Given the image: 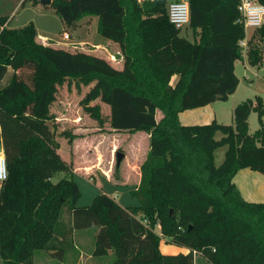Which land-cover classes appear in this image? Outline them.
Instances as JSON below:
<instances>
[{
	"label": "trees",
	"instance_id": "trees-1",
	"mask_svg": "<svg viewBox=\"0 0 264 264\" xmlns=\"http://www.w3.org/2000/svg\"><path fill=\"white\" fill-rule=\"evenodd\" d=\"M51 1L68 28L96 17V33L118 45L122 66L37 42L32 24L10 28L8 15L0 16V145L7 168L0 183V264H33L40 250L61 259L74 232L90 228L91 257L113 251L111 264H194V251L210 264H264V197L246 201L234 182L242 169L264 176L260 99L238 103L233 125H183L178 118L236 91L234 62L245 38L239 0H186L193 41L169 22L170 0ZM245 55L251 66L262 63L264 25L253 30ZM65 82L93 83L83 104L99 126L98 109L87 108L95 99L109 107L111 129L149 135L139 184L129 191L136 205L120 206L101 193L77 206L81 192L57 153L51 124L50 106ZM251 113L259 124L253 133ZM221 147L226 150L217 165L214 153ZM58 173L65 177L52 182ZM162 238L186 251L163 254Z\"/></svg>",
	"mask_w": 264,
	"mask_h": 264
},
{
	"label": "rangeland",
	"instance_id": "rangeland-1",
	"mask_svg": "<svg viewBox=\"0 0 264 264\" xmlns=\"http://www.w3.org/2000/svg\"><path fill=\"white\" fill-rule=\"evenodd\" d=\"M23 2L24 5L21 6ZM2 15L10 16L7 20L10 28H21L25 25L32 24L36 30L37 36H41L37 37L36 41L46 45L53 44L57 46L56 43L58 42L64 44L58 47L62 46L69 51H83L106 58V51L109 50L113 52V59L110 58L109 62L114 67H121L122 58L120 54H115V51H119L118 46L112 45L111 41L104 40L96 33V17L89 18L86 21V17H84L77 22L79 26L77 25L76 29L68 28L57 16L52 6H42L38 2L35 3L33 0H0V16ZM64 31H66L72 39L71 43L69 40L62 42L63 40L60 39ZM252 32L253 30L250 29V35H252ZM179 34L189 41H193V30L189 25L183 27ZM42 37L43 40L41 39ZM76 41H81L82 44H76ZM110 47L112 49H110ZM9 74L10 72L4 78V82L9 77ZM234 74L239 80L235 94L229 96L226 100H218L210 107H200L198 109L183 111V114L188 115V119L185 120L184 115H182L179 120L180 123L183 125H203L215 120L221 124L233 125L232 112L238 103L246 99H255L257 96L259 97V95L262 96L264 102V57L259 66H251L247 62L245 53H242L240 59L234 62ZM92 85L93 83L75 86L71 83V85L68 86L67 82H65L63 85L57 87L55 101L50 106V113L54 117L60 118V123L57 124L59 130L69 131L71 135L72 132H75L70 142H68L65 137L59 138V136H55V139L59 143L57 153L65 162L69 163L73 170L75 167L82 168V171H78L79 173L75 172V174H72V179L78 185L81 192L77 206L89 205L93 197L101 193H105L113 199L115 198L122 206L136 205V201L129 197L131 187L128 188L106 183L103 179L94 180L93 177L89 178L87 177L88 175L84 173L86 170L84 168L86 166H95L96 168L93 170L99 169L101 171H107L108 168L111 167V171L108 173L110 181H112L113 178L118 179L117 173L119 175V172L125 168V165L132 170L138 152L145 151V144L142 142L139 143L140 146L132 142V144L136 146L135 149H133L132 146H130L129 137L125 134H121L123 137L119 139L120 144L117 145H115L116 143L112 140L111 136L104 134L111 132L108 127L109 107L99 99L90 102L87 108L95 106L98 109L99 115L103 120V125L99 126L97 121L89 116V112L84 108L83 98ZM214 115H216V118H214ZM74 119L77 121H73ZM73 122H78V125L74 126ZM248 124V129L251 133L258 129L259 124L256 113L250 114ZM85 127L91 128L86 134L84 131H80L82 129L75 130V128ZM103 127L108 128V130H104ZM79 132L82 133L78 134ZM73 140H75L74 144L72 143ZM73 145H75V158L72 153ZM225 150L226 147L216 149L214 154L215 163L217 165L221 163ZM116 151L125 152L127 155L126 159L123 157L117 170H115ZM72 158H74V163L72 162ZM84 174L86 177L83 176ZM63 177H65L64 173H58L52 178V182L55 183ZM262 180H264L262 174L250 169L240 170L234 178V182L240 190L242 197L246 201L254 203L263 200L264 185L262 184ZM155 231L159 232V227H156ZM94 235L95 230L92 228L76 230L73 234V243L71 247L64 252L61 259H53L47 255L45 251L40 250L34 253L33 264H111L114 260L113 251H109L107 255L102 257H90L93 249ZM161 247L164 249V245ZM197 256L198 255H195L194 260ZM199 256L200 257L196 259L194 264H200V262H202V264H210L205 257L202 255Z\"/></svg>",
	"mask_w": 264,
	"mask_h": 264
},
{
	"label": "crops",
	"instance_id": "crops-1",
	"mask_svg": "<svg viewBox=\"0 0 264 264\" xmlns=\"http://www.w3.org/2000/svg\"><path fill=\"white\" fill-rule=\"evenodd\" d=\"M25 2V1H24ZM12 14V13H11ZM10 17V16H9ZM89 18H92V17H86L85 18V21L87 20V19H89ZM9 19V18H8ZM7 24H8V22H7ZM78 25V24H77ZM9 26V25H8ZM79 26V25H78ZM64 32H66V31H64ZM253 33V32H252ZM38 37H41V36H38ZM247 37H248V39L250 38V29H248V31H247ZM42 40H43V37L41 38ZM77 40V39H76ZM105 40V39H104ZM69 41H70V43H71V41H72V39L70 38L69 39ZM107 41H109V40H107ZM62 42H64V41H62ZM74 43V42H73ZM76 44H82V42L80 41H76L75 42ZM111 43V42H110ZM57 44V46H55V45H51V46H53V47H56V48H62V49H65V48H63L62 46H60V47H58L59 45H64V44H62V43H56ZM70 45V44H69ZM112 45H117V44H115V43H113L112 42ZM118 46V45H117ZM110 49H112L111 47H110ZM65 50H67V49H65ZM118 50H119V47H118ZM107 52V58L106 57H103L104 59H106L107 61H110V58L111 59H113V52H110L109 50H107L106 51ZM119 52V53H118ZM115 54H120V51H115ZM93 55H95V54H93ZM116 55V56H117ZM96 56H98V55H96ZM109 56V57H108ZM99 57H101V56H99ZM119 57V56H118ZM120 57H121V54H120ZM122 58V57H121ZM121 66H122V64H121ZM116 68H121V67H116ZM246 78V77H245ZM177 80V76H173L172 77V79H171V83L173 84L175 81ZM236 91H237V88H236ZM236 91L233 93V94H235L236 93ZM233 94H231V95H229V96H232ZM256 98H259L260 99V101H261V104H262V106L264 107V102H263V100H262V96L261 95H259V97L257 96ZM254 100V99H253ZM218 101V100H217ZM217 101H215V102H213V103H211V104H209V105H207V106H204V107H202V108H205V107H210V106H212V105H214ZM198 109V108H197ZM200 113H202V112H200ZM182 115H184V119L185 120H187L188 119V115H186V114H183V112H181V113H179V115H178V118H179V120L181 119V116ZM161 117V113L160 112H157V114H156V118L157 119H159ZM197 117V116H196ZM214 118H216V115H214ZM76 119V118H75ZM73 120V121H77V120ZM79 119V118H78ZM189 120H191V119H189ZM60 121V118H57V117H55V119H54V121H52L51 122V124H52V126L54 127V130H55V136H59V134L60 133H62V132H66L65 130H59L58 129V126H57V124L58 123H60L59 122ZM261 121H262V123H263V126H264V116L261 118ZM74 124V126L75 125H78L77 123L78 122H73ZM248 126H249V124H248ZM109 127V126H108ZM259 127V126H258ZM77 129H82V130H80V131H84V133L86 134L87 133V131H89L91 128H87V127H85V128H75V130H77ZM103 129L104 130H108V128H104L103 127ZM75 130H71V131H75ZM109 131H111V132H109V133H104V134H107L108 136H111L112 137V140L116 143L115 145H117V144H120V138L121 137H123L122 135L123 134H125L126 136H128L129 137V139H130V146H132V148L133 149H135V145H133L132 144V142H135L136 144H138L139 145V143H144L145 144V147H144V149H145V151L144 152H142V151H140V152H138V155L136 156V153H135V165L132 167V170H130V168L127 166V165H125V168H123L120 172H119V175H118V173H117V177H118V179H112V181H110V178L108 177L109 176V171H111L110 170V168H108V170L107 171H101V170H99V169H97V170H93V169H95L96 167L95 166H90V167H85L84 169H86L85 170V172L84 173H86V175H88L87 177H93L94 178V180L95 179H98V180H100V179H103L104 181H106V183H111V184H115V185H119V186H125V187H128V188H130V190H133V189H135L137 186H138V184H139V179H140V172H139V167H140V165H141V163L143 162V160H144V158H145V156H146V153H147V151H148V143H149V135L147 134V133H145V132H135V133H130V132H119V131H115L114 129H111L110 127H109ZM248 131H249V129H248ZM67 132H69V131H67ZM70 133V132H69ZM80 133H82V132H79L78 134H80ZM249 133H251L250 131H249ZM73 134H75V132H72V135ZM85 134H83V135H85ZM122 134V135H121ZM59 138H60V136H59ZM72 143L74 144L75 143V140H73L72 141ZM1 146V145H0ZM140 146V145H139ZM139 146H138V149H139ZM143 147V146H142ZM141 150V149H140ZM72 153H73V155H74V158H75V145H73V148H72ZM123 154H124V159H126L127 158V155H126V153L125 152H122ZM142 153V154H141ZM139 154H140V156H139ZM140 157V158H139ZM74 158H72V162H73V160H74ZM74 163V162H73ZM69 164V163H68ZM71 164V163H70ZM133 164V163H132ZM127 166V167H126ZM78 171H82V168H74V170L72 169V173L73 174H75V172H78ZM90 171V172H89ZM99 173H98V172ZM79 173V172H78ZM81 174H83V173H81ZM86 175L84 174L83 176H85L86 177ZM107 176V177H106ZM235 178V177H234ZM132 181H133V183H132ZM130 182H131V184H130ZM262 184L264 185V180H262ZM1 185V184H0ZM240 191V190H239ZM241 193V192H240ZM242 195V194H241ZM110 197V196H109ZM112 198V197H111ZM114 200L116 201V199L114 198ZM117 202V201H116ZM118 203V202H117ZM120 206H122L120 203H118ZM129 206H133V205H129ZM123 207H125V206H123ZM156 233H159V232H156ZM162 245H164V249H162ZM159 248H160V251L162 252V253H164V254H173V253H177V252H185L186 251V249L185 248H179V247H176L175 245H173V244H171V243H168L165 239H161V241H160V245H159ZM200 254H198V256L196 257V259L198 258V257H200L199 256ZM91 257V256H90ZM92 258V257H91ZM196 259L194 260V263L196 262ZM200 264H202V262H200Z\"/></svg>",
	"mask_w": 264,
	"mask_h": 264
},
{
	"label": "built area",
	"instance_id": "built-area-1",
	"mask_svg": "<svg viewBox=\"0 0 264 264\" xmlns=\"http://www.w3.org/2000/svg\"><path fill=\"white\" fill-rule=\"evenodd\" d=\"M139 2L149 0H138ZM238 11L241 16V22L245 29V38L239 42L242 53H245L247 47L248 29H258L264 25V5L255 0H239ZM167 15L169 22L177 29L185 27L189 23V6L186 0L172 1L167 6ZM259 25V26H258ZM63 41H68L70 36L64 32L60 37ZM0 183L7 178L6 160L3 148L0 146ZM145 222V221H143ZM193 255H198L193 252Z\"/></svg>",
	"mask_w": 264,
	"mask_h": 264
},
{
	"label": "water",
	"instance_id": "water-1",
	"mask_svg": "<svg viewBox=\"0 0 264 264\" xmlns=\"http://www.w3.org/2000/svg\"><path fill=\"white\" fill-rule=\"evenodd\" d=\"M38 3L41 4L42 6H50L51 0H38ZM115 156H116V166H118L121 160L123 159L124 154L120 151H116Z\"/></svg>",
	"mask_w": 264,
	"mask_h": 264
},
{
	"label": "clouds",
	"instance_id": "clouds-1",
	"mask_svg": "<svg viewBox=\"0 0 264 264\" xmlns=\"http://www.w3.org/2000/svg\"><path fill=\"white\" fill-rule=\"evenodd\" d=\"M259 26V25H258ZM0 179H3V177H0Z\"/></svg>",
	"mask_w": 264,
	"mask_h": 264
}]
</instances>
